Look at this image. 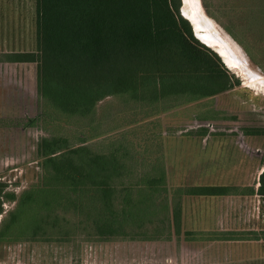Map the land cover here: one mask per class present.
<instances>
[{
    "label": "rangeland",
    "instance_id": "374dc122",
    "mask_svg": "<svg viewBox=\"0 0 264 264\" xmlns=\"http://www.w3.org/2000/svg\"><path fill=\"white\" fill-rule=\"evenodd\" d=\"M198 2L249 71L264 79V19L257 14L262 7L234 0L230 5L238 3V9L227 4V13L226 0H204L213 19ZM223 27L249 49L253 61ZM35 50L36 0H0V184L15 195L14 201L2 200L0 225L24 192L41 186L43 139H64L68 149L84 147L90 155L118 159L120 169L109 182L117 214L125 208V194L145 201L137 193L144 194L150 179L160 181L155 185L160 190L149 193L148 218L125 224L122 236L105 239L97 236L86 212L68 202L51 214L55 224L45 233L0 242V264H264V198L246 195L250 188L256 191L264 166L262 90L246 86L245 77L223 65L238 84L211 98L178 105L174 97L112 96L95 105L93 116L47 121L43 110L52 108L39 96L36 65L10 61ZM201 128L207 131L204 137ZM200 187L234 192L186 195ZM165 197L166 209L153 206ZM173 211L179 215L178 235ZM242 256L243 263L238 262Z\"/></svg>",
    "mask_w": 264,
    "mask_h": 264
},
{
    "label": "trees",
    "instance_id": "16d2710c",
    "mask_svg": "<svg viewBox=\"0 0 264 264\" xmlns=\"http://www.w3.org/2000/svg\"><path fill=\"white\" fill-rule=\"evenodd\" d=\"M233 1L226 0L222 6L227 13V4ZM251 3L262 7L257 14L264 19V0ZM237 4L229 9L236 11ZM181 7V0H36V50L12 55L10 61L36 65L39 96L52 108V112L43 110L47 121L93 116L95 105L112 96L174 97L181 105L232 90L238 81L232 83L218 54L195 38ZM223 28L253 61L249 49ZM199 132L204 137L207 131L201 128ZM38 155L42 184L18 198L9 219L0 225V242H19L28 233H45L46 226L55 224L49 219L54 210L71 201L77 211L92 219L102 239L124 235L125 224L143 221L152 213L147 208L149 193L160 190L155 186L160 181L152 179L144 186V194L137 193L144 202L132 201L125 194L121 215L113 210L109 182L120 169L114 155H90L84 147L68 149L59 138L43 139ZM232 189L200 187L185 192L215 197L230 195ZM254 194L264 198V170L256 191L250 188L246 195ZM2 200L14 201L15 195L5 193L0 184V215ZM153 206L166 209V197ZM178 216L173 211L176 235L180 233Z\"/></svg>",
    "mask_w": 264,
    "mask_h": 264
},
{
    "label": "bare ground",
    "instance_id": "6f19581e",
    "mask_svg": "<svg viewBox=\"0 0 264 264\" xmlns=\"http://www.w3.org/2000/svg\"><path fill=\"white\" fill-rule=\"evenodd\" d=\"M183 16L192 24L194 32L198 39L208 48L213 49L224 61L226 67L246 78L245 85L260 89L264 92V79L258 74L252 73L248 65H244L243 59H240L238 52L235 53L230 39L211 22L203 13L198 0H183ZM234 46V44H233ZM264 170L261 168L259 174Z\"/></svg>",
    "mask_w": 264,
    "mask_h": 264
},
{
    "label": "water",
    "instance_id": "95a60500",
    "mask_svg": "<svg viewBox=\"0 0 264 264\" xmlns=\"http://www.w3.org/2000/svg\"><path fill=\"white\" fill-rule=\"evenodd\" d=\"M181 15H182V13H181ZM183 16V15H182ZM184 17V16H183ZM191 24V23H190ZM191 26H192V24H191ZM194 32V31H193ZM194 36H195V38L196 39H198V37L196 36V34H195V32H194ZM199 40V42L200 43H202L204 46H206V44H204L202 41H200V39H198ZM206 47H208V46H206ZM211 49V48H210ZM213 50V49H212ZM214 51V50H213ZM215 52V51H214ZM216 53V52H215ZM217 54V53H216ZM219 56V55H218ZM220 57V56H219ZM221 58V57H220ZM221 60H222V62H223V64L225 65V63H224V61H223V59L221 58ZM226 66V65H225Z\"/></svg>",
    "mask_w": 264,
    "mask_h": 264
},
{
    "label": "crops",
    "instance_id": "0c3cea01",
    "mask_svg": "<svg viewBox=\"0 0 264 264\" xmlns=\"http://www.w3.org/2000/svg\"><path fill=\"white\" fill-rule=\"evenodd\" d=\"M241 259L238 262L243 263L244 256L240 257Z\"/></svg>",
    "mask_w": 264,
    "mask_h": 264
}]
</instances>
